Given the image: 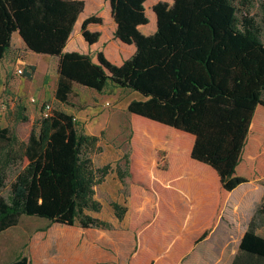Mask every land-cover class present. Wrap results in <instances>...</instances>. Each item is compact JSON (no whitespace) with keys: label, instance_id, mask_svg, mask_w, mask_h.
<instances>
[{"label":"trees","instance_id":"16d2710c","mask_svg":"<svg viewBox=\"0 0 264 264\" xmlns=\"http://www.w3.org/2000/svg\"><path fill=\"white\" fill-rule=\"evenodd\" d=\"M106 1L114 37L135 46L122 65L101 52L97 63L64 52L84 0H0V65L17 32L28 51L57 58L54 96L60 103L70 105L74 84L99 94L112 85L140 95L127 106L129 153L124 173L117 168L120 179L130 178L129 207L110 206L119 221L129 211L135 250L126 264H177L209 237L229 194L249 181L247 156L264 143L262 28L244 9L248 0H173L152 7L156 30L144 35L139 28L149 21L147 0ZM101 22L94 16L83 21L89 45L100 33L87 26ZM28 68L23 74L31 81L35 66ZM12 116L14 123L28 121L24 105ZM98 142L73 115L58 109L34 121L26 142L0 128V234L22 216L110 230L109 222L92 215L102 211L95 188L111 171L110 165L94 166ZM11 170L5 198L1 191ZM193 200L198 207L190 205ZM261 217L264 201L232 264H264V237L256 232L264 225ZM200 227V233L192 231ZM7 264L30 260L20 254Z\"/></svg>","mask_w":264,"mask_h":264},{"label":"rangeland","instance_id":"374dc122","mask_svg":"<svg viewBox=\"0 0 264 264\" xmlns=\"http://www.w3.org/2000/svg\"><path fill=\"white\" fill-rule=\"evenodd\" d=\"M95 1L97 2L94 3L93 0H89L87 4L90 6L99 5L98 9L92 11L91 14L104 19V26L109 27L111 20L105 0ZM238 1L241 2L242 0ZM248 1V4L244 5V9L260 24L262 28L261 39L264 42V0ZM158 2L172 4L173 0H149L145 3L146 15L150 20L149 24L143 28L145 32L149 31L151 33L155 27L152 7ZM50 61L51 59L48 56L43 57L29 52L26 48L21 50L12 47L1 62L0 128H9L19 141H27L34 121L42 116V107L49 105L51 110H62L61 104L57 103L54 96L57 70ZM30 65L35 66L31 81L27 80L24 74L19 75L17 72L18 69H22L24 73L26 71L31 72L28 68ZM77 87L75 91L78 95L76 97L71 96L70 105L75 103L76 106L81 104L84 107L88 106L84 110L76 111L84 131L92 135L94 134L92 130L96 129L97 126H101L106 120V124L96 134L99 137L98 146L100 150L92 154L94 166L99 168L110 165L112 173L117 171L118 167L121 171H125L126 159L129 153L131 123L128 112L119 109L122 105L124 107V103L129 101L135 92L108 85L106 90L99 94L89 88L79 85ZM18 105L26 107L27 122L14 123L12 113ZM90 114H94V116H90ZM87 115L90 117L86 122ZM254 151L252 160L247 165L248 182L255 183V189L258 188L263 192L258 196L260 201L244 209L239 217L232 218L229 221L233 207L229 205L225 211L221 227L225 228L226 220H228L231 230L236 233H232L226 246L219 250L217 243L226 234L223 232L216 241V245L212 246L214 247L212 251L210 250L212 253H220L221 264L231 263L238 249L237 234H240L238 232L242 231L256 209L264 201V168L260 169V165L262 162L264 163V143ZM158 152V157H162V149H158ZM13 172L11 170L8 173L5 187L1 191L5 198L9 193ZM111 176L105 184L101 183L95 188L96 198L103 207L101 217L104 220L114 217L111 203L118 202L124 205L130 197L128 182L117 185L110 179ZM259 220L264 222V217ZM43 228H46V230L42 231ZM259 235L264 237V225L259 228ZM134 250L135 245L133 248L132 238L129 233L127 234L123 224L106 231L88 230L81 229L78 226L67 227L49 224L40 218L22 216L16 226L0 234V264H7L15 260L20 254L26 255L30 260V264H123Z\"/></svg>","mask_w":264,"mask_h":264},{"label":"crops","instance_id":"0c3cea01","mask_svg":"<svg viewBox=\"0 0 264 264\" xmlns=\"http://www.w3.org/2000/svg\"><path fill=\"white\" fill-rule=\"evenodd\" d=\"M84 1H85L84 11L79 15V17L76 21L73 32H72V34H71V36H70V38H69V40H68V42L64 48V52H77L79 54L88 55V56H90L91 60L94 63H97V55H98V53L101 52L104 55V57L109 62H111L112 64H114L116 66L122 65L124 61L131 58V56L134 54L135 46L134 45H126L114 37V31H115L116 25L111 18L110 5H109L108 1H106V0H105V4L109 9V16H110L111 24L109 27H105L104 26L105 20L99 16H94L97 18H101L102 23L101 24H90L87 26V30L91 33L99 32L100 37H99V40L95 44L89 45L84 40V38L82 36L81 25L85 19H87L89 17H93L91 12L97 10L99 5L90 6V5H87L89 0H84ZM93 1H94V3L97 2L95 0H93ZM147 1H149V0H147ZM90 14H91V16H89ZM148 20H149V18H148ZM149 21H148V24H149ZM153 23H154L155 27L151 33L149 31L145 32L143 30V28L146 27L147 25L141 26L139 28L140 32L144 35H150V34L155 32V30H156V16H155V14L153 15ZM12 47H15V48H18L21 50L26 48L24 42L22 41V39L20 38V36L17 32L12 34ZM42 56L44 57V55H42ZM45 57H47V56H45ZM50 59H51L50 62L54 64V67L57 70V61H58L57 58L50 57ZM57 79H58V75L56 73V83H57ZM75 88H78L76 84H74L73 88H72V90H73L72 96L73 97H76L78 95L77 92L75 91ZM132 96L133 97L129 101L124 103V107L122 105L121 108L120 107H117V108L118 109L120 108L119 109L120 111L125 110V112H126L127 106L129 105V103L132 100H140L141 99L140 95H138V94L133 93ZM57 103L61 104V108L63 111H65L68 114L73 115L75 121L79 125H82L80 118L78 117V115H76V111L84 110L88 106L84 107V106H82V104L79 106H76L75 103L73 105L71 104L68 106V105H64V104L60 103L59 101H57ZM90 116H94V114H90ZM90 116L89 115L86 116V120H85L86 122L89 120ZM105 124H106V120L103 122V124L101 126H97L96 129L94 128L92 130V132L94 133L92 135H96L98 130H100ZM96 136H98V135H96ZM253 154H254V151L252 149L250 156L249 155H248L249 157L247 156V165L249 164V162H251ZM122 172L124 173V171H122ZM109 176H111L110 179L117 185H120L123 182H126V183L128 182V184L130 183V178L128 176H124L122 179H120L118 177V171H115L114 173H112V170H111L110 173L106 176V178L103 182L104 184L109 180ZM254 185H255V183L246 182V183L241 184L238 187H236L229 194L228 199H227L226 204H225V207L221 213V217L219 218L215 228L213 229V231L211 232L209 237L207 239L197 243L196 245H194L193 248L183 258H181L177 264H221L220 263L221 262L220 261V259H221L220 253L219 254H217L216 252L212 253L211 252L212 248H214L212 246L216 245V241L219 239V237H221V234L223 232H225L226 234L223 236V238L221 237L222 240L218 241V243H217L218 249L222 250L224 248V246H226V243L229 241V236L232 235V233L233 234L236 233V232L231 230V227L228 225V223H229L228 220L230 221V220H232V218L239 217V215L243 213L244 209H247V208L253 206L254 204H256L257 202L260 201L258 196H260L263 191H261L258 188L255 189ZM95 198H96V194H95ZM116 203H118V202H116ZM189 203L191 206L193 205L194 208L198 207L197 206L198 203L196 204L195 200L189 201ZM229 205L233 207V212H232L231 218L226 220V223H225L226 226L224 228V227H221V223L223 221L225 211L227 210ZM123 206H125L127 208L129 207V198L127 200V203H125ZM102 211H103V207H102ZM102 211L100 213H97V214L94 213L92 215L94 217H97L99 219L104 220L101 217ZM239 212H241V213H239ZM253 215L251 216V218L253 217ZM251 218H250V220H251ZM250 220L248 221L246 226L243 227L242 231L238 232L240 234H237V236H238L237 237L238 248H239L240 241H241L245 231L247 230V227H248ZM105 221L109 222L111 224L112 228L113 227L115 228L116 226L123 224V226H125V228H126L127 234L129 233L131 238H132L133 248H134V245H135L134 235L128 230L129 211L125 214L124 218L121 221H119L115 216L113 218H109V220H105ZM88 230H91V229H88ZM194 230L196 231V233H198V232L200 233L202 231V228L200 227L198 229H193L192 231H194ZM102 231H106V230H102ZM256 232H257V234H259V229H257ZM223 240H225V241H223ZM222 242H225V243H222ZM237 252H238V249H237L235 255L237 254ZM235 255H234V257H235ZM234 257H233V259H234ZM233 259L231 260L230 264H232ZM126 260L123 262V264H126V262H127Z\"/></svg>","mask_w":264,"mask_h":264},{"label":"built area","instance_id":"2783aa9c","mask_svg":"<svg viewBox=\"0 0 264 264\" xmlns=\"http://www.w3.org/2000/svg\"><path fill=\"white\" fill-rule=\"evenodd\" d=\"M17 72H18L19 75L23 74V70L22 69H18ZM50 111H51V109H50L49 105H45L44 107H42V114L44 116H47L50 113Z\"/></svg>","mask_w":264,"mask_h":264}]
</instances>
